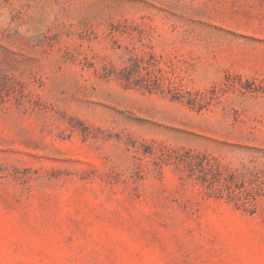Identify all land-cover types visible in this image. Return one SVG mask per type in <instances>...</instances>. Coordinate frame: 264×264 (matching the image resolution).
Instances as JSON below:
<instances>
[{
  "label": "rangeland",
  "instance_id": "374dc122",
  "mask_svg": "<svg viewBox=\"0 0 264 264\" xmlns=\"http://www.w3.org/2000/svg\"><path fill=\"white\" fill-rule=\"evenodd\" d=\"M0 264H264V0H0Z\"/></svg>",
  "mask_w": 264,
  "mask_h": 264
}]
</instances>
